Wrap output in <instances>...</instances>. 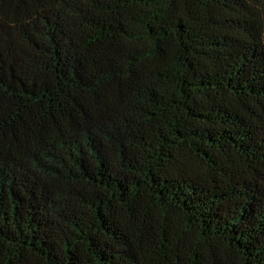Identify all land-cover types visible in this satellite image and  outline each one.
<instances>
[{
    "label": "trees",
    "instance_id": "1",
    "mask_svg": "<svg viewBox=\"0 0 264 264\" xmlns=\"http://www.w3.org/2000/svg\"><path fill=\"white\" fill-rule=\"evenodd\" d=\"M0 264H264V0H0Z\"/></svg>",
    "mask_w": 264,
    "mask_h": 264
}]
</instances>
